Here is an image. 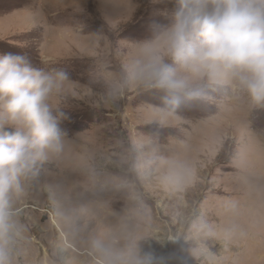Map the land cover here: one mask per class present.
Masks as SVG:
<instances>
[{"label":"rangeland","instance_id":"1","mask_svg":"<svg viewBox=\"0 0 264 264\" xmlns=\"http://www.w3.org/2000/svg\"><path fill=\"white\" fill-rule=\"evenodd\" d=\"M178 0H0V54L64 72L63 149L24 183L13 264H264V108L228 84L166 103L133 69ZM183 75V73H181Z\"/></svg>","mask_w":264,"mask_h":264},{"label":"clouds","instance_id":"2","mask_svg":"<svg viewBox=\"0 0 264 264\" xmlns=\"http://www.w3.org/2000/svg\"><path fill=\"white\" fill-rule=\"evenodd\" d=\"M163 35L180 71L149 45L146 62L133 74L146 86L164 90L168 105L179 107L182 97L206 98L194 86L195 77L233 86L247 93L253 108H264V0H178ZM66 80L64 72L0 54V264H13V244L21 235L14 204L24 183L37 178L63 149L64 133L49 101Z\"/></svg>","mask_w":264,"mask_h":264}]
</instances>
